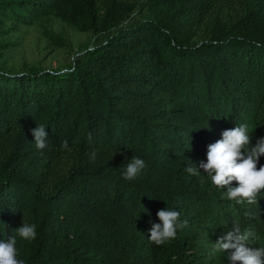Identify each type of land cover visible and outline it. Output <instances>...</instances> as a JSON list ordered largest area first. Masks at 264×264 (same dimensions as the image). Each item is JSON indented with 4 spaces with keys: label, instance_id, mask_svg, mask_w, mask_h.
I'll return each instance as SVG.
<instances>
[{
    "label": "trees",
    "instance_id": "obj_1",
    "mask_svg": "<svg viewBox=\"0 0 264 264\" xmlns=\"http://www.w3.org/2000/svg\"><path fill=\"white\" fill-rule=\"evenodd\" d=\"M35 25L72 54L65 70L13 60ZM239 124L264 137V0H0V241L35 224L25 264H229L215 243L237 223L264 247V190L237 204L185 171ZM167 207L188 224L157 246Z\"/></svg>",
    "mask_w": 264,
    "mask_h": 264
},
{
    "label": "clouds",
    "instance_id": "obj_2",
    "mask_svg": "<svg viewBox=\"0 0 264 264\" xmlns=\"http://www.w3.org/2000/svg\"><path fill=\"white\" fill-rule=\"evenodd\" d=\"M37 149L48 148V132L44 125L32 129ZM248 126L239 124L233 129L222 132V138L208 145L207 160L200 161L198 167L187 166L185 171L190 176H198L202 170L210 178L213 186L227 188L226 195L237 204L255 205L258 195L264 190V166L258 168L261 156H264V137L259 138L255 146L251 143ZM67 147V141L64 142ZM99 150L91 153L94 162ZM145 167V161L133 156L123 166V179L135 180ZM236 182V186H233ZM25 215V214H24ZM159 223H151L149 239L157 246L164 245L176 238L178 229L187 226V220L180 219V212L166 208L157 212ZM37 226L26 222L13 229L11 235L0 241V264H25L18 258L17 242H31L37 237ZM255 233L251 229L241 230L237 223L232 230L223 235L216 243V250L227 253L229 264H264V247H252L251 241Z\"/></svg>",
    "mask_w": 264,
    "mask_h": 264
},
{
    "label": "rangeland",
    "instance_id": "obj_3",
    "mask_svg": "<svg viewBox=\"0 0 264 264\" xmlns=\"http://www.w3.org/2000/svg\"><path fill=\"white\" fill-rule=\"evenodd\" d=\"M49 26L58 29L61 24L52 20ZM67 32L71 35L75 47L88 38L87 33L79 32L70 27L67 28ZM71 56L72 54H66L62 48L50 44L42 28L35 25L28 28L22 45L14 52L13 60L20 64L27 61L29 64L36 63L48 69L61 68V70H65L64 64L70 60Z\"/></svg>",
    "mask_w": 264,
    "mask_h": 264
}]
</instances>
